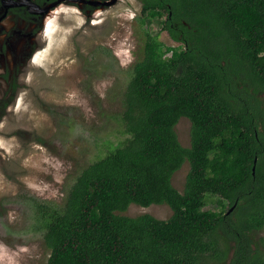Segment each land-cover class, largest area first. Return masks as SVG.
Listing matches in <instances>:
<instances>
[{"label":"trees","instance_id":"16d2710c","mask_svg":"<svg viewBox=\"0 0 264 264\" xmlns=\"http://www.w3.org/2000/svg\"><path fill=\"white\" fill-rule=\"evenodd\" d=\"M140 1L142 24L162 19L180 45L144 32L123 97L128 137L80 172L64 205L36 203L46 264H200L227 225L232 264H264L260 249L251 254L264 231V0ZM182 117L189 148L175 130ZM186 161L182 193L173 176ZM209 194L228 213L205 210ZM132 204H167L173 215L119 214Z\"/></svg>","mask_w":264,"mask_h":264},{"label":"rangeland","instance_id":"374dc122","mask_svg":"<svg viewBox=\"0 0 264 264\" xmlns=\"http://www.w3.org/2000/svg\"><path fill=\"white\" fill-rule=\"evenodd\" d=\"M92 1L85 5L99 9L87 25L78 10L59 8L47 42L38 35L37 42L30 39L38 19H16L21 32H0V106L10 101L6 92L13 77L18 88L16 103L0 118V264H46L51 251L36 225V203L64 205L80 172L128 137L123 97L134 64L144 56V32L159 35L167 46L180 45L161 32L162 19L142 24L140 0ZM4 44L13 45L17 56L6 49V60ZM34 47L43 55L29 63ZM191 128L186 117L175 128L187 148ZM189 171L186 161L173 176L182 193ZM229 209L227 201L207 196L205 210L226 214ZM119 214L167 220L173 210L167 204H132ZM217 242V250L204 255L200 264L233 263L237 243L228 225ZM251 248V254L258 249L264 253V231L252 234Z\"/></svg>","mask_w":264,"mask_h":264},{"label":"flooded vegetation","instance_id":"af4514ba","mask_svg":"<svg viewBox=\"0 0 264 264\" xmlns=\"http://www.w3.org/2000/svg\"><path fill=\"white\" fill-rule=\"evenodd\" d=\"M74 2H65V0H55V1H47L38 3L37 0H0V32L3 30H6L7 32H21L22 28L20 25H17V23H14L16 19H21L24 21H31L33 19H38L39 21V27L33 32L30 36V39H33L34 42H37V35L38 38L42 36L43 32L45 31V28L48 24L47 32L48 34L51 32L54 26V18L57 13V10L59 8H72L76 9L81 12L83 15L82 17L85 18L84 25H87L89 22V19L94 16L93 12L95 10H98L99 8L93 9V7L85 4L94 3L92 0H72ZM99 1V0H94ZM28 2L32 4H27ZM55 5V6H54ZM92 5V4H91ZM84 6L86 8H89L91 11L88 10V12L85 10ZM11 22V25H10ZM34 44V43H33ZM46 44V42H44ZM36 47V46H35ZM32 49V51L29 53V56H27V62L31 63L33 59H38L40 56H42L43 52ZM44 48V46H43ZM42 48V49H43ZM7 50H12L15 52V55L17 56V51L15 48H13V45H8L5 48V44L3 46L2 51L5 53V58L8 60ZM41 52V53H40ZM38 56V57H37ZM14 85H16V81L14 80L10 82L9 89L6 93L10 94V101L7 103H4V107L0 106V118L2 113L5 112L6 107L10 104L11 107L16 103V95L18 93V88L16 87V90L14 91ZM15 102V103H14Z\"/></svg>","mask_w":264,"mask_h":264},{"label":"clouds","instance_id":"9594fccd","mask_svg":"<svg viewBox=\"0 0 264 264\" xmlns=\"http://www.w3.org/2000/svg\"><path fill=\"white\" fill-rule=\"evenodd\" d=\"M80 12V11H79ZM81 13V12H80ZM47 28H48V24H47V26H46V28H45V31L43 32V34H42V36H41V39L43 40V41H48V32H47ZM36 60H39V58L38 59H34V62H36Z\"/></svg>","mask_w":264,"mask_h":264},{"label":"bare ground","instance_id":"6f19581e","mask_svg":"<svg viewBox=\"0 0 264 264\" xmlns=\"http://www.w3.org/2000/svg\"><path fill=\"white\" fill-rule=\"evenodd\" d=\"M55 25H56V23L54 22V27H55ZM41 57H42V56H41ZM41 57H40V58H41Z\"/></svg>","mask_w":264,"mask_h":264},{"label":"water","instance_id":"95a60500","mask_svg":"<svg viewBox=\"0 0 264 264\" xmlns=\"http://www.w3.org/2000/svg\"><path fill=\"white\" fill-rule=\"evenodd\" d=\"M29 1V0H28ZM27 4H32V3H30V2H28ZM55 6V5H54Z\"/></svg>","mask_w":264,"mask_h":264}]
</instances>
